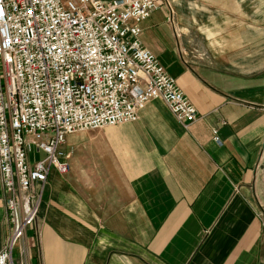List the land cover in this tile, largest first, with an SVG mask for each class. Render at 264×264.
<instances>
[{
    "label": "crops",
    "instance_id": "crops-1",
    "mask_svg": "<svg viewBox=\"0 0 264 264\" xmlns=\"http://www.w3.org/2000/svg\"><path fill=\"white\" fill-rule=\"evenodd\" d=\"M141 29L197 120L155 99L66 137L15 263L264 264V0H168Z\"/></svg>",
    "mask_w": 264,
    "mask_h": 264
},
{
    "label": "built area",
    "instance_id": "built-area-1",
    "mask_svg": "<svg viewBox=\"0 0 264 264\" xmlns=\"http://www.w3.org/2000/svg\"><path fill=\"white\" fill-rule=\"evenodd\" d=\"M164 5L0 0V183L9 227L0 264H17L13 253L38 217L50 171L70 172L66 137L136 122L155 99L183 126L197 120L140 40L141 24Z\"/></svg>",
    "mask_w": 264,
    "mask_h": 264
},
{
    "label": "rangeland",
    "instance_id": "rangeland-1",
    "mask_svg": "<svg viewBox=\"0 0 264 264\" xmlns=\"http://www.w3.org/2000/svg\"><path fill=\"white\" fill-rule=\"evenodd\" d=\"M164 6H166V5H164Z\"/></svg>",
    "mask_w": 264,
    "mask_h": 264
}]
</instances>
